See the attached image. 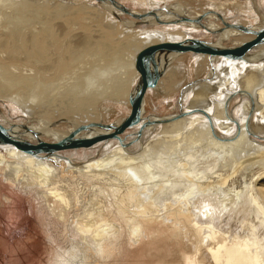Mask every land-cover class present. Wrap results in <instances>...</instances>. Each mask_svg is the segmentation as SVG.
I'll use <instances>...</instances> for the list:
<instances>
[{
	"label": "bare ground",
	"instance_id": "obj_1",
	"mask_svg": "<svg viewBox=\"0 0 264 264\" xmlns=\"http://www.w3.org/2000/svg\"><path fill=\"white\" fill-rule=\"evenodd\" d=\"M113 1L0 0V104L22 113L18 122L0 114L10 136L54 144L78 126L107 125L113 102L130 108L127 118L151 46L236 49L255 38L243 28L264 29V0H142L171 4L124 6L129 14ZM252 4L253 24L227 19ZM156 61L161 76L121 141L48 156L0 144V215L10 208L0 242L27 220L41 264H264V43L241 58L164 50ZM147 92L177 93L178 114L145 117ZM76 149L97 154L82 163L62 155Z\"/></svg>",
	"mask_w": 264,
	"mask_h": 264
},
{
	"label": "rangeland",
	"instance_id": "obj_2",
	"mask_svg": "<svg viewBox=\"0 0 264 264\" xmlns=\"http://www.w3.org/2000/svg\"><path fill=\"white\" fill-rule=\"evenodd\" d=\"M43 1H46V0H43ZM53 1L54 2L58 1V3H60V2H65L66 0H53ZM80 1L84 2L85 0H80ZM116 1L118 3H120V4H122L123 6H125L126 8H128L129 10L140 11V12L143 10V12L145 11V13H148V12H146L148 9L150 10L151 8H161L162 6H164L166 4H171L170 2L167 3L165 1H163V2H156V3H159V5L155 3L157 5V6H155L154 4H151L150 1H147L146 3L142 2V0L140 2H138L136 0L135 1L134 0H132V1L131 0H116ZM173 2H174V0H173ZM202 6H203V8H209V5L207 3H203ZM239 7H241V6H239ZM260 7L262 8L263 6L261 5ZM251 8L252 9H248L247 8V9L244 10V11H247L250 14V15L247 14L249 17H251L249 19L245 17L247 15H245L244 13H240V12H243V11H240V10H237V11H240V12L236 11L234 13H230L229 15H227V19L230 20V21L241 20V22H242V20L246 19L247 21L250 22L249 25H251V23L252 24L254 23L252 17L258 16V18L261 19V14L254 7L253 4H252ZM263 9H264V7L261 10L264 11ZM116 12H118V11H116ZM114 18H116V17H114ZM117 18L123 20L124 22L132 21L131 19L128 20V17L123 15V14H121L120 12H118V17ZM247 21H245V23ZM124 26H127V25H124ZM249 27H252V26H249ZM137 28H141V27H137ZM214 37L215 36L207 35V36H205L202 39L206 38L205 40L214 41L215 40ZM191 57H192V55H189V58H191ZM226 77L223 76L222 79L226 78ZM187 78H188V82H191V81H193L194 76L188 74ZM185 81H186V79H185ZM211 81H213V80H211ZM183 96H186V94H184ZM220 97H222V96H220ZM144 101H145V105L143 103L142 108L144 110V116L145 117L160 116L162 114H167V115L168 114L169 115L178 114L179 105H178L177 93H176V95L175 94L173 95L172 99L166 98L164 100L162 97H159L157 94H155L153 92H149V93L147 92V94H145ZM2 103H3L2 104L3 106L0 104V109L2 111V112H0V114L4 115L6 118L8 117L9 121H12V120L14 121L15 120V122H18V120L21 118L20 115L22 113L21 112L19 113L17 111V109H15V107H12V105H10L7 101L6 102L2 101ZM186 103H187V100H185V102L183 101V107H184V105H186ZM240 103H241L240 100H236L235 101V105H236L235 107H238L240 105ZM105 107H109L112 110L111 113H109L106 116V118H104L105 120H103V122L101 121L102 123H106V124L118 123L121 119H123V118H125V116H127L128 112H129V109H130V108H127L128 106H126V105L118 104V103H115V102L109 103V104L105 105ZM1 115H0V120H1ZM125 137H126V133L125 134L123 133L122 135H120V138H125ZM148 137H149L148 134L146 136L143 135L140 145L145 143L146 141L147 142L151 141L150 138H148ZM110 140H112V139H110ZM127 140H128V138H127ZM140 145H133V146L130 147L129 150H131V151L132 150H136V149H138L140 147ZM97 148H100V147H97ZM97 148H95V149H97ZM91 150L92 149L70 150L68 152L63 153L62 155H65L64 157L70 159L71 162H73V163H77V162L78 163H82V162L87 161V159H90L91 157H93L94 155L97 154V151L96 152H93V151L90 152ZM93 150H94V147H93ZM13 212H15V211H13ZM8 213H10V208H8L2 215H0V217L2 218V219L0 218V221H1L0 222V228L2 230H4L5 227L8 225V222H7L3 226L2 221L4 219H3L2 216L4 214H8ZM21 223H22V225H24L23 227H20L19 229L16 228V230L14 228L12 231H10L11 233H13L12 236H11L12 239H10L9 241L7 239H5V241L3 240L2 242H0V264H25L24 263L25 261H26V264H31V263L32 264H41L45 260L44 257H46V254H45L44 251H42V248H41L42 246L40 244L38 245V243H39V242H37L38 238L34 234L35 230L33 228H30V223L28 224L27 220H22ZM16 231H17V233H15ZM10 232H9V236L6 234V232H3V234H4L3 237L6 236V238H10ZM29 233L31 234V237L27 238ZM29 241H30L29 245L27 243H25V242H29ZM39 249H41L40 252H39ZM31 252H33V253L31 254ZM6 258H7L8 261H6ZM43 258H44V260H43Z\"/></svg>",
	"mask_w": 264,
	"mask_h": 264
},
{
	"label": "water",
	"instance_id": "obj_3",
	"mask_svg": "<svg viewBox=\"0 0 264 264\" xmlns=\"http://www.w3.org/2000/svg\"><path fill=\"white\" fill-rule=\"evenodd\" d=\"M96 1L100 4H104V3L114 4L113 0H96ZM119 8H121L123 12H126L128 14L130 13L129 10H127L124 6H120ZM133 16L138 18L141 17V19L143 18V16H139V15L137 16L133 15ZM242 31L248 34H253L255 38L236 49H216L195 40H188L185 42L173 43V44H160V45L151 46L147 50L143 60V73L145 75V78L134 87L131 94L129 95L128 102L131 107L130 114L119 124L101 125L98 123H91L87 126H78L75 130H73L69 134L67 138H65L62 141H59L54 144L41 143L39 145H32L24 141H20L15 137L10 136L8 131L3 126L0 125V144H11L16 148L32 155L45 154L46 156H48L59 150L90 147L96 144L97 142L110 138L121 141L119 134L123 133V131L127 127L133 126L139 121L141 102L144 92L146 91L147 88L153 87L157 79L161 76L162 69L158 68V63L156 61L157 53L162 52L164 50L176 51V52L190 51L194 53L221 55L225 58H230V59L241 58L252 47L264 43V29L258 31H251L247 28H243ZM95 128L101 129L103 131L96 134L92 138H85V137L76 138L77 133H79L80 131L83 130L89 131ZM108 131L111 132L108 133Z\"/></svg>",
	"mask_w": 264,
	"mask_h": 264
}]
</instances>
